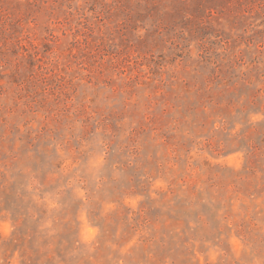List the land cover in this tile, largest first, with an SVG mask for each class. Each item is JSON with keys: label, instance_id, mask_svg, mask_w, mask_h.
Masks as SVG:
<instances>
[{"label": "rangeland", "instance_id": "374dc122", "mask_svg": "<svg viewBox=\"0 0 264 264\" xmlns=\"http://www.w3.org/2000/svg\"><path fill=\"white\" fill-rule=\"evenodd\" d=\"M0 264H264V0H0Z\"/></svg>", "mask_w": 264, "mask_h": 264}]
</instances>
